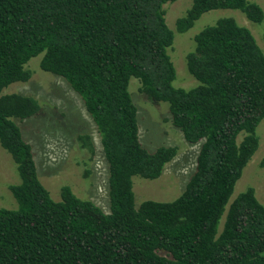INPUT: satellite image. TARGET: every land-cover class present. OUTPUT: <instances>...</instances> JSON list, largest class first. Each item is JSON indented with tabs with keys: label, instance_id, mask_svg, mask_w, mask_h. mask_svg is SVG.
Segmentation results:
<instances>
[{
	"label": "trees",
	"instance_id": "16d2710c",
	"mask_svg": "<svg viewBox=\"0 0 264 264\" xmlns=\"http://www.w3.org/2000/svg\"><path fill=\"white\" fill-rule=\"evenodd\" d=\"M175 1L0 0V148L19 178L9 186L17 208H0V264H264V206L251 187L230 201L258 148L264 51L250 30L220 18L193 36L185 56L197 85L175 87L164 9ZM212 10L237 11L254 24L264 18L248 0H191L175 30L185 33ZM37 56L42 72L79 96L96 128L107 213L67 186L54 200L38 179L17 122L38 115L40 104L1 95L30 79L27 64ZM132 78L149 101L167 105L186 143L199 144L193 173L171 201L135 203L133 179H158L177 148L142 146ZM78 141L92 152L88 137Z\"/></svg>",
	"mask_w": 264,
	"mask_h": 264
},
{
	"label": "rangeland",
	"instance_id": "374dc122",
	"mask_svg": "<svg viewBox=\"0 0 264 264\" xmlns=\"http://www.w3.org/2000/svg\"><path fill=\"white\" fill-rule=\"evenodd\" d=\"M248 1L257 4L264 14V0ZM190 4L191 0H177L164 6L165 22L174 32L169 56L176 71L173 83L175 87L188 89L197 85L186 70L185 56L193 49V36L220 18H232L239 25L246 27L264 51V18L260 24H254L237 11L206 12L191 29L185 33H177L175 22L185 14ZM39 58L41 57H34L27 64L31 73L27 82L12 84L3 90L1 95L17 93L30 96L40 104L41 111L38 115L18 121L17 124L24 140L32 148L38 179L50 196L59 200L60 188L67 186L75 196L93 202L107 213L108 168L96 128L79 96L63 79L42 72L38 66ZM139 86V82L132 78L128 88L137 108L142 146L149 151L160 146H172L177 148V154L165 166L158 179H133L135 203L138 205L144 200L171 201L180 194L193 173L199 144L186 143L181 133L171 124L167 105L149 101L141 94ZM256 134L258 148L236 182L230 201L251 187L257 200L264 206V168L258 165L264 155V119L258 125ZM84 136L88 137L92 144L91 153L80 146L78 139ZM241 138L242 136H239L238 141ZM18 182L12 159L0 148V208H17L9 186Z\"/></svg>",
	"mask_w": 264,
	"mask_h": 264
}]
</instances>
